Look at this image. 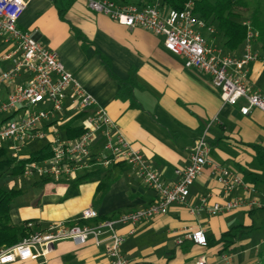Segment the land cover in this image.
<instances>
[{"label":"crops","instance_id":"crops-1","mask_svg":"<svg viewBox=\"0 0 264 264\" xmlns=\"http://www.w3.org/2000/svg\"><path fill=\"white\" fill-rule=\"evenodd\" d=\"M125 1L146 4L152 0ZM70 2L62 17L53 0H29L18 26L33 31L59 54L67 69L107 109L125 137L143 152L165 182L178 179L176 168L188 164L191 146L208 131L209 162L192 186L188 201L172 204L167 213L141 222L135 228L121 226L126 255L134 264H196L201 256L209 264H258L256 255L259 257L264 243V171L256 167L255 157L264 160V155H259L254 145L264 148L263 112L253 108L245 115L240 110L241 103L225 102L207 74L187 68L184 58L171 53L163 38L151 30L123 25L92 10L87 0H82L84 6ZM205 34L223 52H243L244 44L231 50L226 47L222 34L208 31ZM120 80L128 83L126 96L119 95ZM248 83L253 89L264 91L261 60L249 65ZM66 102L63 113L57 116L63 117L64 133L63 125L69 120H73L74 126L86 121L85 114L79 116L80 112L69 107L68 99ZM43 106L49 107V104ZM52 123L50 119L48 125ZM101 144L102 137H99L95 147L99 149ZM214 164L238 172L253 187L250 195L261 206H244L215 215L207 210H195L202 196H208L215 203L247 192L244 186L226 192L216 176ZM92 171L96 172L77 182L75 194L68 191L76 179L44 181L17 177V188L23 192L11 207L12 222L22 224L32 220L38 224L36 230L46 231L60 221L71 225L82 223L78 218L87 207L97 209L100 218H110L147 206L155 199V193L145 186L137 169L126 161L97 165ZM22 182L28 183L25 190L19 185ZM240 224L245 227L234 247L227 251H222V244L203 246L186 237L201 227L208 237L217 239L224 231ZM223 254L232 255L230 263L223 262ZM9 264L112 263L105 245H96L92 239L77 245L71 239H64L45 257Z\"/></svg>","mask_w":264,"mask_h":264},{"label":"built area","instance_id":"built-area-1","mask_svg":"<svg viewBox=\"0 0 264 264\" xmlns=\"http://www.w3.org/2000/svg\"><path fill=\"white\" fill-rule=\"evenodd\" d=\"M28 1L0 0V151L5 149L7 156L20 161L33 151L34 143L50 144V157L25 163L24 172L18 176L24 179L74 180L97 165L109 166L123 160L137 169L145 186L155 193V199L147 206L110 218H100L97 209L87 207L80 213L78 219L83 221L80 224L60 221L46 231H34L14 245L0 247V264L45 257L64 239H71L77 245L92 239L96 245L106 246L112 264H134L123 250L125 234L121 226L135 228L141 222L167 213L172 204L188 201L192 186L209 162L208 131L206 129L191 146L188 164L176 168L178 179L165 182L143 152L125 137L107 109L67 69L59 54L33 31L19 28L18 21ZM87 1L92 10L123 25L142 27L161 36L171 53L184 58L187 68L199 69L210 77L225 102L241 103L243 114H250L253 108L264 114V91L253 89L248 83L249 65L257 60L264 64V55L255 49L258 31L249 19L243 20L248 26L243 52L236 54L223 52L205 36L204 31L214 33L215 28L194 11L196 0H187L181 10L165 7L163 0L146 4L125 0ZM67 99L71 109L86 115L85 131L73 138L62 132L63 117H57L66 108ZM50 119L54 124L49 126ZM99 137L102 144L97 149L95 144ZM3 158L1 156L0 160ZM214 171L226 192L239 186H244L247 192L244 196L215 203L208 196H202L195 210H207L215 215L244 206H261L250 195L253 187L247 185L238 172L218 164H214ZM28 226L33 227L34 223L29 222ZM186 237L195 244L207 245V234L201 227ZM181 242L183 240H179ZM231 259V254L222 255L225 263H230ZM196 264L209 262L201 256Z\"/></svg>","mask_w":264,"mask_h":264},{"label":"trees","instance_id":"trees-1","mask_svg":"<svg viewBox=\"0 0 264 264\" xmlns=\"http://www.w3.org/2000/svg\"><path fill=\"white\" fill-rule=\"evenodd\" d=\"M53 1L57 4L59 14L64 17V13L68 9V6H60L58 4L59 0ZM186 2L187 0H163V5L165 7H172L181 10L184 8ZM71 3L72 2L69 4ZM243 8L249 10V14L245 18L242 17L240 12V9ZM194 11L200 17L205 19L209 25L214 26L216 34L220 33L225 37V45L231 50L237 49L244 43L248 33V26L243 23V20L249 19L253 28L258 31V37L255 40V49L257 51L260 49L262 53H264V0H196ZM79 38H82V36ZM102 58L109 69H111L108 60L104 56H102ZM120 83L121 87L119 89V95H128L129 91L126 88L128 83L125 80H120ZM82 114L84 113L80 112L78 115L80 116ZM63 127L65 129V134L71 138L77 137L85 131L83 125L74 126L72 119L66 122ZM254 146L257 148L259 155H264L263 147L258 145ZM51 155L52 149L48 143L33 150L28 154L27 158L20 161H16L7 156L5 149H3L0 151V157H4L0 160V176L4 173H8L18 177L24 172L26 162L44 160ZM95 172L89 171L76 178L69 188L68 193L75 194L77 192V182ZM43 180L48 181L50 179L45 178ZM22 192L23 190L21 188L0 187V247L14 245L24 237L36 231V228H38L37 223H34L33 227L28 226V223L32 220H26L22 224H14L11 220V207L15 199L20 196ZM244 227L245 226L242 224L232 226L230 229L224 231L217 239L207 236V245L213 246L222 244V251L230 250L234 247L238 235ZM258 264H264V243L259 252Z\"/></svg>","mask_w":264,"mask_h":264},{"label":"rangeland","instance_id":"rangeland-1","mask_svg":"<svg viewBox=\"0 0 264 264\" xmlns=\"http://www.w3.org/2000/svg\"><path fill=\"white\" fill-rule=\"evenodd\" d=\"M69 1H71V0H59L58 1V4L60 6L61 5L68 6V4H69L68 2ZM73 1L75 2V4L83 5L82 0H73ZM86 10L88 11L87 8H86ZM240 12H241V15H242L243 18H245L249 14V10L248 9H245V8L240 9ZM204 34H205V31H204ZM205 36L207 37L206 34H205ZM42 143L43 142H38V143L36 142V143H34V145L32 146V150H35V149L41 147ZM255 162H256V167L261 168L264 171V160H261V159L255 157ZM16 181H17V177L16 176H14L12 174L4 173L2 176H0V187H4V188L16 187L17 188L18 187V184L16 183ZM27 184L28 183H23L22 182L19 185H21L22 187H24V190H25ZM256 259H259L258 254L256 255Z\"/></svg>","mask_w":264,"mask_h":264}]
</instances>
